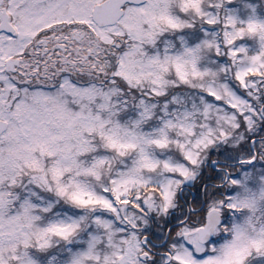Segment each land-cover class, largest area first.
<instances>
[{
  "label": "snow or ice",
  "instance_id": "obj_1",
  "mask_svg": "<svg viewBox=\"0 0 264 264\" xmlns=\"http://www.w3.org/2000/svg\"><path fill=\"white\" fill-rule=\"evenodd\" d=\"M0 264H264V0H0Z\"/></svg>",
  "mask_w": 264,
  "mask_h": 264
}]
</instances>
